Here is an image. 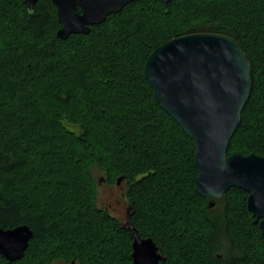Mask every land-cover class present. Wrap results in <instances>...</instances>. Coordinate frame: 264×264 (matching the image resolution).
<instances>
[{"label": "trees", "instance_id": "obj_1", "mask_svg": "<svg viewBox=\"0 0 264 264\" xmlns=\"http://www.w3.org/2000/svg\"><path fill=\"white\" fill-rule=\"evenodd\" d=\"M59 27L51 0H0V228L34 235L0 264H132L125 221L98 203L101 182L119 177L124 217L158 264H264L247 194L195 192L192 141L143 74L173 37L235 38L253 82L227 153L264 157V0H135L86 34L59 39Z\"/></svg>", "mask_w": 264, "mask_h": 264}, {"label": "water", "instance_id": "obj_2", "mask_svg": "<svg viewBox=\"0 0 264 264\" xmlns=\"http://www.w3.org/2000/svg\"><path fill=\"white\" fill-rule=\"evenodd\" d=\"M132 1L135 0H51L60 24L56 36L66 39L72 34H86L91 26L102 23ZM36 2L24 0L28 10ZM143 74L162 110L192 141L195 192L213 200L230 188L243 190L247 194L246 208L264 242V157L227 153L253 82L251 64L242 45L225 34H181L150 53ZM122 180L119 177L117 184ZM213 205V201L208 204ZM129 211L127 208L123 226L129 225ZM130 231L132 264H158L163 260L151 238L141 237L135 228ZM33 236L26 224L0 228V256L8 262L21 259Z\"/></svg>", "mask_w": 264, "mask_h": 264}, {"label": "rangeland", "instance_id": "obj_3", "mask_svg": "<svg viewBox=\"0 0 264 264\" xmlns=\"http://www.w3.org/2000/svg\"><path fill=\"white\" fill-rule=\"evenodd\" d=\"M99 175L103 176L101 173H99ZM122 187H125L122 183L117 185L105 181L98 186L97 191L99 205L107 207L109 213L118 216L121 221L124 220L125 207L127 206L122 197V193L125 192Z\"/></svg>", "mask_w": 264, "mask_h": 264}, {"label": "flooded vegetation", "instance_id": "obj_4", "mask_svg": "<svg viewBox=\"0 0 264 264\" xmlns=\"http://www.w3.org/2000/svg\"><path fill=\"white\" fill-rule=\"evenodd\" d=\"M105 182V180H103L101 183H104ZM121 188V187H120ZM125 203H126V201H125ZM124 218V221L126 222V219H125V217H123ZM126 227V229L131 233V229L133 228V226L129 223V225L128 226H125Z\"/></svg>", "mask_w": 264, "mask_h": 264}]
</instances>
